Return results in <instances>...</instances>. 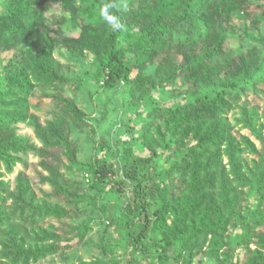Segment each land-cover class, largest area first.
<instances>
[{
  "label": "trees",
  "instance_id": "1",
  "mask_svg": "<svg viewBox=\"0 0 264 264\" xmlns=\"http://www.w3.org/2000/svg\"><path fill=\"white\" fill-rule=\"evenodd\" d=\"M143 1L0 0V264H33L76 246L86 247L92 232L97 237L98 255L91 263L81 264H194L201 256L226 264L235 248L244 252L250 246L256 247V256L245 261L237 258L235 264H264V232L250 234L245 228L241 240L227 236L235 219L240 223L244 214L249 225L264 226V124L255 125L260 110L241 107L235 118L260 143L258 149L249 137L240 136L245 151L258 161L247 166L250 172L235 157L244 153L234 132L237 123H228L229 115L237 112L239 96L246 95L245 87L251 82L264 99V61L241 53L228 69L218 71L220 77L213 82L210 66L189 54L186 39L174 35L194 10L200 12V0ZM220 2L227 4L229 15L250 14L256 0ZM54 5L60 9L58 18ZM50 12L56 29L50 27L51 22L45 24ZM262 13L264 16V9ZM202 15L206 20L208 14ZM68 27L80 33L68 34ZM58 47L72 55L93 54L98 66L90 78L105 91L129 86L135 50L145 51L140 56L157 65L161 78L167 71L166 79L156 80L154 85L178 80L187 87L178 104L150 102L145 107L170 125L166 131L169 140L164 135L161 141H151L142 135L138 147L133 141L125 142L115 153L103 144L104 157L97 154L88 168L80 166L90 194L87 198L72 193L54 164L64 156L73 166L75 148L69 121L78 119L81 110L58 90L50 98L58 108L54 120L42 123L30 113L36 84L51 88L56 81H66L52 69ZM6 52L12 54L8 60L1 58ZM209 52L212 55L207 59L214 64L216 52ZM227 96L230 102L225 100ZM18 119L28 121L35 139L17 134ZM202 127H207L204 136L200 135ZM129 131L135 133L134 128ZM173 145L184 148L176 157L171 154ZM29 155L40 159L46 173L42 182L52 189L45 198L36 195L25 173L18 175L12 190L4 180ZM224 156L229 159V171L222 166ZM245 192L257 197L259 210L252 212L249 207L239 214L236 209ZM84 200L106 205L94 225L84 221L73 228L70 238L57 235L53 226L44 228L49 220L80 218ZM14 225L24 228L26 235L18 236ZM77 248L73 249L74 259Z\"/></svg>",
  "mask_w": 264,
  "mask_h": 264
},
{
  "label": "rangeland",
  "instance_id": "2",
  "mask_svg": "<svg viewBox=\"0 0 264 264\" xmlns=\"http://www.w3.org/2000/svg\"><path fill=\"white\" fill-rule=\"evenodd\" d=\"M145 1L147 0L143 2ZM149 1L155 3L158 0ZM220 1L221 0H212L210 3L209 0H200L198 2V9L200 12L196 10H194V12L192 11L193 13L190 17L181 22V25L177 26L174 32L175 37L178 39L182 41L186 39L185 41H188L189 47L187 50L189 54H194L196 57L199 56V59H201L204 64L210 66L209 74H211L210 78L213 82L220 77L219 73L221 70L228 69V64H233L236 56H239L241 53H246L247 56L252 57L257 62L264 61V16H262L264 0H256L258 3L255 2L251 7L249 12L251 11L252 13L250 14L235 12L231 15L228 13L227 4ZM215 8L218 9L217 12L210 13V11ZM59 11L58 5H54L53 13L56 18L59 16ZM203 13L208 14V19H203ZM53 17L51 12L46 15V26H50V22L52 23L54 21ZM58 25L61 26L62 24L59 23ZM50 27L56 29L53 23ZM75 31L72 32L68 27L66 32L68 34L73 33L77 36L80 30L77 29ZM134 38L135 36H133V39ZM217 44L221 45V48H218ZM209 50L216 52V55L213 57L214 64L207 59L209 55H212ZM144 53L145 51L135 50L133 54H131L133 71L131 72L129 86L125 84L124 87L105 91L99 86H96L94 80L90 78V74L94 73L98 66V60L93 54L85 51L78 55H72L66 48L58 47L54 53L55 60L52 69L62 78H66V81L61 83L56 81L51 88L41 87L38 84L35 85L37 90L35 91L36 94L31 99L32 108H30V113L37 116L40 122L44 123L45 121L54 120L53 117L58 108L55 102L50 98L56 95L58 90H60L59 93L64 94L67 99L76 104L82 112L78 119H75L72 115L73 120L69 121L71 125L70 140L75 148L73 166L64 156L61 161L58 159V161L55 160L54 162L55 166L62 173L65 184H67V187L72 193L80 194L79 196H84V198L90 196V194L86 192V186L83 184L84 173L80 166H90L97 154L104 157L105 151H100L103 144L110 145L115 153L119 146L121 147L125 142L133 141L134 146L138 147L139 142L137 140H140L138 138L142 135L147 136L151 141H161L164 135L166 136L164 140H169V135L166 131L170 125L159 121L161 115L152 113L151 107L149 110H146L145 107L147 104H150V102H157L155 103L157 105H161L164 102V106L178 104L182 100L180 95L187 91V87L184 85L182 86L178 80L171 84L162 83L161 85H154V81L166 79L165 76L167 71H163V78H161V76L157 74V65L147 63L143 57L140 56ZM11 56V52L1 54V58L5 60L10 59ZM142 85L143 87H141ZM145 88H149L148 92ZM261 88L264 90V85H262ZM245 90L246 95L239 96L237 100L238 105L235 107L237 108V112L229 115L228 123L232 125L234 122L237 123L234 132L237 134L236 138L238 144L240 148L244 150V153L237 154L235 157L239 160V164H245L246 169L250 172V165L254 166L258 161L255 156L245 151V146L240 136L249 137L258 149L260 143L253 138L248 129L244 128L246 125L235 120V118H237L236 116L241 107H246L249 110L258 107L260 110V119L255 121V125L259 127L262 126L264 124V118L262 117L264 113V99L260 98L258 93H255L259 90L252 82L245 87ZM147 93H149V95H147ZM165 97H167L166 100L164 99ZM225 100L230 102L232 99L227 96ZM155 110L157 109H154V111ZM132 112H134V114H132ZM24 114H26V112L23 111L21 114L23 118ZM18 120L20 123L16 125L17 134L21 137L35 139L33 129L28 126V121ZM241 121L243 122V120ZM210 123L213 125V122ZM211 124H207V127L212 126ZM207 127H202L201 136L205 135ZM133 128L135 133H129V130ZM36 142L38 143V141ZM186 144L187 141L185 140L184 146ZM224 148L225 146L222 147V149ZM183 150V147L178 148L173 145L171 154L176 157L180 155ZM222 159V166L226 168L225 171H229L228 157L224 156ZM39 162V158L29 155L26 163L18 164L12 173L6 174L4 180L10 185V189L12 190L15 187L18 175L25 173L39 198H45V195L50 194V191H52L51 187L42 182V176L46 173L40 167ZM248 165L249 167H247ZM220 171L222 173L223 170ZM52 200L56 199L54 198ZM257 202V197H252L249 193L245 192L236 210H238L239 214L240 212H243V214L246 213L249 207L252 212L257 208L259 210L260 206ZM80 204V208L84 214L80 218L67 221L49 220V222H45L46 227L44 228L53 226L57 235H67L69 237V234L71 235L74 232L73 228L80 226L84 221H89L92 225L93 220L101 218L102 210L106 206L104 203L90 204L88 200H84ZM244 216L241 218L240 223L239 220L235 219L237 223L230 227L227 236L231 240H241L245 228L250 234H260L264 232V226L249 225L248 220ZM240 224H242V226ZM13 228H15V232L18 233V236L22 237L26 235L24 234L25 229L19 227V225H14ZM29 231L30 230H28V232ZM96 239V235L92 232L88 235L89 244L86 247L81 246L77 248L78 246H76L75 248H77L76 250L78 251L76 259L72 257L75 255L73 251L75 248H73L72 251L60 252L33 264H81L83 261L91 263L98 255V250H96L94 246ZM65 244L66 242L63 243V245ZM74 244L75 242L72 243V245L70 243V246ZM256 251L257 249L255 246H250L244 252L235 248L234 253L231 254L232 259L226 262V264H235L237 258L243 261H245V259H250L256 256ZM199 259L202 262L201 264H217L214 260L206 259L202 256L198 257L194 264H200Z\"/></svg>",
  "mask_w": 264,
  "mask_h": 264
}]
</instances>
